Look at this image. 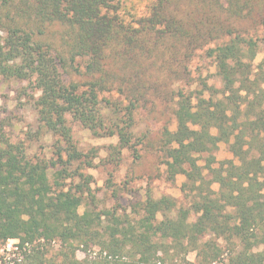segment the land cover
Listing matches in <instances>:
<instances>
[{"label":"trees","instance_id":"obj_1","mask_svg":"<svg viewBox=\"0 0 264 264\" xmlns=\"http://www.w3.org/2000/svg\"><path fill=\"white\" fill-rule=\"evenodd\" d=\"M254 13L264 25V0H149L128 20L113 0H0V76L33 80L37 121L63 142L57 158L33 161L0 128V239L59 240L60 259L43 260L38 252L32 255L38 264H156L190 250L198 264H264V60L252 66L258 44L233 23ZM48 24L64 27L60 48L38 40ZM153 48H184L186 59L206 48L219 76V96L192 98L178 90L175 128L160 138L166 175L185 176L191 203L175 209L170 196L148 194L134 220L97 211L92 202L80 213L91 176L78 172L81 182L68 188L59 181L83 157L72 144L71 122L116 135L119 151H137L142 138L133 132V112L156 88L141 81ZM76 72L80 80L68 78ZM219 142L232 158L213 167ZM200 153L207 154L210 179L197 163ZM207 234L214 241H201ZM217 238L230 243L224 255ZM93 244L103 257L75 258L78 245Z\"/></svg>","mask_w":264,"mask_h":264},{"label":"rangeland","instance_id":"obj_2","mask_svg":"<svg viewBox=\"0 0 264 264\" xmlns=\"http://www.w3.org/2000/svg\"><path fill=\"white\" fill-rule=\"evenodd\" d=\"M118 2L119 11L124 19L137 16L143 12L149 0H113ZM233 19V23L242 34L253 36L257 42L256 55L252 66L257 67L264 60V25L259 22L258 16ZM38 40L52 48H60L61 35L64 27L60 24H48L41 28ZM64 47V46H62ZM206 48H196L186 59L184 48H153L150 58L144 62L141 71V81L148 85L156 82V88H150L139 101L138 107L133 112V132L142 138L137 144V151L131 149H115L116 135L99 134L83 128L78 122H71L72 144L79 150L83 157L81 161H72L68 165L64 179L60 184L65 188L74 187L81 180L78 172L91 176L89 184L90 194L85 193L84 202L78 211L82 213L87 204L92 202L97 211L113 210L121 219L128 216L134 220V210H139V204L146 195L157 199L163 195L170 196L175 209L189 207L191 193L183 187L185 176L176 174L169 179L166 175V160L160 150V138L165 128H175L174 110L178 90L189 94L192 98L201 96L209 98L220 94L219 76L216 74L213 60L206 56ZM81 61V59H77ZM75 66V64H74ZM82 70L81 66L79 67ZM73 72V70L71 69ZM67 77V76H66ZM68 78L80 80V75L72 73ZM206 85H203V84ZM39 90L34 87L31 78L16 79L0 76V128L17 142H21L27 157L31 160L49 162L57 158L62 150L63 142L54 134L48 132L40 125L36 117L35 100ZM101 97V96H100ZM107 99L113 100V96L105 94ZM194 100V99H193ZM105 105V100L101 99ZM214 132V130H212ZM138 154V157L135 156ZM215 159L213 167L225 159L232 158L227 144L219 142L212 153ZM206 153L197 154V163L202 167L205 178L210 179L211 174L205 167ZM84 160V161H82ZM89 163V165H88ZM88 166H87V165ZM53 172H49V180L53 183ZM55 180V179H54ZM211 189L218 190V184L212 183ZM90 196L94 199L91 200ZM196 213L191 212L188 220L194 221ZM102 224H108V220L101 217ZM161 215H157V220ZM212 240L214 236L207 234L201 241ZM223 255L226 254L230 243L217 238ZM83 245H78L75 250L77 260L91 259L104 256L97 245H89L84 250ZM62 244L59 240L35 239L32 242H22L18 238L0 239V264H38L33 261V256L38 252L43 253V260L50 258L59 260ZM163 257L162 252L157 253ZM156 264H198L196 251L190 250L185 255H179L173 259H157ZM209 264H221L213 261Z\"/></svg>","mask_w":264,"mask_h":264}]
</instances>
